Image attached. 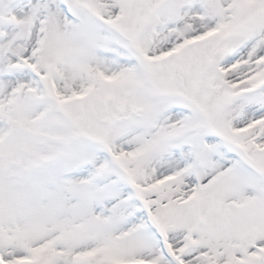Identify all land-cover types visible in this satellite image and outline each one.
I'll list each match as a JSON object with an SVG mask.
<instances>
[{
	"label": "snow or ice",
	"instance_id": "snow-or-ice-1",
	"mask_svg": "<svg viewBox=\"0 0 264 264\" xmlns=\"http://www.w3.org/2000/svg\"><path fill=\"white\" fill-rule=\"evenodd\" d=\"M0 264H264V0H0Z\"/></svg>",
	"mask_w": 264,
	"mask_h": 264
}]
</instances>
